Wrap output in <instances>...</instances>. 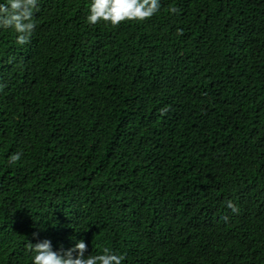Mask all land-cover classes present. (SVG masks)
Returning <instances> with one entry per match:
<instances>
[{"label": "trees", "instance_id": "16d2710c", "mask_svg": "<svg viewBox=\"0 0 264 264\" xmlns=\"http://www.w3.org/2000/svg\"><path fill=\"white\" fill-rule=\"evenodd\" d=\"M89 3L39 0L23 45L0 29V264L45 238L264 264V0H160L116 26Z\"/></svg>", "mask_w": 264, "mask_h": 264}, {"label": "clouds", "instance_id": "9594fccd", "mask_svg": "<svg viewBox=\"0 0 264 264\" xmlns=\"http://www.w3.org/2000/svg\"><path fill=\"white\" fill-rule=\"evenodd\" d=\"M39 0H0V29H13L17 34V44L27 43L35 30L34 11ZM160 0H90L87 23L96 25L100 21L113 26L126 20L143 21L157 14ZM16 153L10 160L18 161ZM229 207H232L229 202ZM32 264H122V257L108 249L98 254H86L87 244L83 239L64 250H54L51 240L43 239L29 243Z\"/></svg>", "mask_w": 264, "mask_h": 264}]
</instances>
